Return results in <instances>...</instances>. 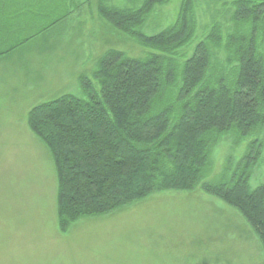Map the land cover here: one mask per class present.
Segmentation results:
<instances>
[{"label":"trees","instance_id":"trees-1","mask_svg":"<svg viewBox=\"0 0 264 264\" xmlns=\"http://www.w3.org/2000/svg\"><path fill=\"white\" fill-rule=\"evenodd\" d=\"M96 1L98 18L143 51L107 49L91 77L79 79L80 96L62 95L29 114L53 158L61 228L153 193L202 190L236 209L264 252V0H180L175 19L150 36L142 28L170 0ZM14 5L5 11L2 2L0 22L19 27L1 36L22 43L82 6ZM224 141L230 153L213 176Z\"/></svg>","mask_w":264,"mask_h":264},{"label":"rangeland","instance_id":"rangeland-1","mask_svg":"<svg viewBox=\"0 0 264 264\" xmlns=\"http://www.w3.org/2000/svg\"><path fill=\"white\" fill-rule=\"evenodd\" d=\"M79 1L67 21L23 43L1 36L18 25L0 22V53L10 47L0 55V264H264L262 245L240 213L202 190L153 193L61 228L53 158L29 114L62 95L80 96L79 79L91 77L107 49L132 57L143 51L98 18L96 0ZM2 2L5 11L18 10L16 0ZM179 7L170 0L142 31L156 34ZM203 10L201 25L209 20ZM226 141L214 150L213 176L230 153Z\"/></svg>","mask_w":264,"mask_h":264}]
</instances>
